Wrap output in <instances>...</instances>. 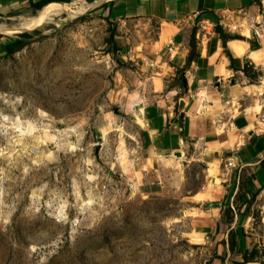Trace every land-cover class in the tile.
<instances>
[{
    "label": "rangeland",
    "instance_id": "1",
    "mask_svg": "<svg viewBox=\"0 0 264 264\" xmlns=\"http://www.w3.org/2000/svg\"><path fill=\"white\" fill-rule=\"evenodd\" d=\"M96 1L30 32L13 30L55 8L0 17V264H210L184 197L139 190V109L176 78L130 59Z\"/></svg>",
    "mask_w": 264,
    "mask_h": 264
},
{
    "label": "crops",
    "instance_id": "2",
    "mask_svg": "<svg viewBox=\"0 0 264 264\" xmlns=\"http://www.w3.org/2000/svg\"><path fill=\"white\" fill-rule=\"evenodd\" d=\"M41 1L0 0L1 17ZM263 1L114 0L109 7L129 58L176 78L170 92L139 109L148 135L140 193L184 197L188 233L205 245L210 264H264V34L245 28ZM238 10L246 15L240 31L219 29L205 40L191 21L198 11ZM245 67L262 75L254 81Z\"/></svg>",
    "mask_w": 264,
    "mask_h": 264
},
{
    "label": "built area",
    "instance_id": "3",
    "mask_svg": "<svg viewBox=\"0 0 264 264\" xmlns=\"http://www.w3.org/2000/svg\"><path fill=\"white\" fill-rule=\"evenodd\" d=\"M261 13L255 18H249L245 21V28L253 32L258 38L264 34V1L261 4ZM246 18V15L241 11H231L228 13H222L218 17H212L206 12L198 11L191 17V21L199 32L201 39H208L215 34L219 29L228 32H238L244 26L238 23V20ZM264 122V117L262 118ZM228 166H233L232 162L227 163Z\"/></svg>",
    "mask_w": 264,
    "mask_h": 264
},
{
    "label": "trees",
    "instance_id": "4",
    "mask_svg": "<svg viewBox=\"0 0 264 264\" xmlns=\"http://www.w3.org/2000/svg\"><path fill=\"white\" fill-rule=\"evenodd\" d=\"M73 0H42L41 2L39 3H35V4H32V9H42L44 6H46L43 11H47V10H50V9H53V10H50L48 12H51L54 16H58V15H61L64 11V7L66 6H62V5H59L60 3H53V2H66V3H69ZM88 1H93V0H88ZM52 3V4H50ZM58 4V5H57ZM61 6V7H60ZM0 17H1V14H0ZM30 35V33H23L21 34L20 36H28ZM23 46V43L22 42H16L12 45H9L8 46V50L10 52H14L16 50H19L21 47ZM193 57V55L191 56ZM244 71L246 73V75H248L249 77L252 78V80H256L258 79L260 76H261V72H257V71H252V69L248 68V67H245L244 68Z\"/></svg>",
    "mask_w": 264,
    "mask_h": 264
},
{
    "label": "bare ground",
    "instance_id": "5",
    "mask_svg": "<svg viewBox=\"0 0 264 264\" xmlns=\"http://www.w3.org/2000/svg\"><path fill=\"white\" fill-rule=\"evenodd\" d=\"M65 5H67V4H65ZM62 6H64V5H62ZM86 9H88V5L86 7H84L83 9H81L80 11H78V12H77L76 9H69L67 12H70L72 14L73 13L74 14H80V13L84 12ZM53 17H55V16L51 12H48L47 11V12H44V13L39 14L38 16L29 18V19H25L18 26L14 27V28H16V29L21 28V27H28V28H30V27H33V26L42 24L45 21H48L50 19H53ZM71 17H73V16H71ZM28 28H24V29H28ZM11 30H13V29L8 28V27H4V26L0 25V31L7 32V31H11Z\"/></svg>",
    "mask_w": 264,
    "mask_h": 264
},
{
    "label": "water",
    "instance_id": "6",
    "mask_svg": "<svg viewBox=\"0 0 264 264\" xmlns=\"http://www.w3.org/2000/svg\"><path fill=\"white\" fill-rule=\"evenodd\" d=\"M108 0H98V1H96L95 2V4H93L92 6H90V7H97V6H100L101 4H103V3H105V2H107ZM53 3H60V4H62V5H65V4H67L66 2H53ZM50 4H52V3H50ZM49 5V4H48ZM48 5H46V6H48ZM46 6H44L43 8H42V10L46 7ZM41 10V11H42ZM40 26V25H39ZM39 26H36V27H34V28H30V29H14L13 30V32H16V33H21V32H30V31H33V30H35V29H37Z\"/></svg>",
    "mask_w": 264,
    "mask_h": 264
}]
</instances>
